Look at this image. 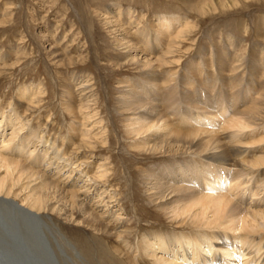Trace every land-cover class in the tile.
Wrapping results in <instances>:
<instances>
[{
	"label": "rangeland",
	"instance_id": "1",
	"mask_svg": "<svg viewBox=\"0 0 264 264\" xmlns=\"http://www.w3.org/2000/svg\"><path fill=\"white\" fill-rule=\"evenodd\" d=\"M162 15L177 16L179 20L166 31L160 26ZM184 19L189 21L187 25ZM143 29L150 32L152 39L163 38L164 45L151 55L150 47L142 51L138 48V45L144 48L142 43L132 41L127 53L123 36L128 33L137 36ZM150 56L165 57L158 63L165 77L182 75V80H187L188 74L191 80L197 78L221 91L233 88L242 91L249 83L263 89L264 0H0V120L2 109L10 113L16 104L21 113L19 100L27 104L32 98L34 109L24 115L29 123L25 122L20 135L34 131L37 141L44 132V137L46 134L59 137L60 143L67 138L61 151L70 153L75 148L78 156L70 153L63 157H70L68 161L76 171L68 179L70 166L62 168L61 173L55 174L58 180L70 188L73 178L81 174L75 184L77 188L93 184L92 188L82 187L88 190L82 197L95 206L102 188L115 196V207L112 203L98 210L103 213L111 208L115 215L119 212L125 219H132L136 225L129 237L132 244L146 231L192 229L187 224L179 227L175 219L151 200L148 191L151 184L144 178L152 165L177 157L135 145L139 136L129 128L135 110L122 108V94L129 89L122 81L135 84L143 80ZM198 63L201 68L187 73L188 65L194 70ZM80 82L86 86L77 88ZM194 83L190 86L192 90L199 86ZM23 88H30L33 95L19 97ZM208 91L214 93L211 87ZM243 97L239 107L245 104ZM71 104L76 113L67 109ZM260 105L251 109L261 124L260 130L250 135L255 137L252 148H259L257 155L264 151V144H255L261 135L264 137V99ZM70 124L78 130L71 129ZM4 128L0 147L2 140L11 136L12 129ZM81 143L84 148L76 147ZM40 145L44 148V144ZM35 160L33 157L32 161ZM35 167L46 169L45 173L52 176L58 172L57 164L46 165V161L35 163ZM103 171H107V176L97 179L96 173ZM243 180L245 183L239 186L242 192L235 198L236 207L264 209V180L259 184L253 176ZM257 185L260 194L254 196ZM28 192L29 189L23 191L22 197ZM49 193L48 208L42 210V215L49 216L56 225V234L65 240L72 264H132L126 258V250L118 248L121 246L118 237L80 225L76 217L66 219L60 208L71 210V203L66 202L69 198L56 189ZM49 219L46 218L50 222ZM48 239L59 254L54 238L49 235ZM141 260V264H153L151 259Z\"/></svg>",
	"mask_w": 264,
	"mask_h": 264
},
{
	"label": "bare ground",
	"instance_id": "2",
	"mask_svg": "<svg viewBox=\"0 0 264 264\" xmlns=\"http://www.w3.org/2000/svg\"><path fill=\"white\" fill-rule=\"evenodd\" d=\"M118 14L123 17V13ZM127 17L133 19L130 15ZM159 19L160 26L169 31L179 17L162 15ZM183 21L186 25L189 22L187 19ZM145 30L137 36L129 33L123 36L127 53L131 51L132 41L142 43L144 48L138 45L142 51L150 47L148 52L151 55L161 44L164 45L163 38L152 39L150 32ZM164 59V56H150L145 63L148 69L145 67L140 82L129 84L134 81H122L129 89L122 94L121 102L125 110H135V118L129 124L132 133L139 136L135 145L142 150H163L166 155L170 153L177 157L152 165L144 178L151 184L148 189L151 200L175 219L179 227L187 224L192 229L146 231L132 244L129 237L136 227L133 220L125 219L119 212L115 215L110 207L108 212L98 210V207L112 203L115 207V196L102 188L95 206L82 197L83 192L88 191L85 188L88 185L92 188L93 184L83 185L85 190L75 184L81 174L78 179L73 178L70 188L58 180L55 174L61 173L62 168L70 166L68 179L76 171L68 161L70 157H63L70 153L78 156L75 148L70 153L61 151L67 138L60 143L59 137L51 134L44 137V132L37 141L34 131L20 135L25 122L29 123L24 115L34 106H31L32 98L27 104L19 100L23 108L21 113L16 104L10 113L1 111L0 133L4 127L12 130L11 136L4 138L0 147V264H72V256L64 246L65 240L56 234V225L49 216L50 222L42 215L52 189L69 198L66 202L71 203V210L60 208L66 219L76 217L80 225L109 237H118L121 243L118 248L126 250V258L132 264H141L140 260L146 258L153 264H264V209L251 206L241 209L234 204L242 192L239 186L245 183L244 178L253 176L257 184L264 180V151L257 155L259 148H252L255 137L250 136L260 130V121L253 110L263 103L264 88L249 83L246 91L245 88L242 91L235 88L221 91L214 89L213 84L206 86V82L197 78L191 80L188 74L187 80H182V75L165 77L158 64ZM196 65L194 70H191V64L188 65L187 73H194L202 67L200 63ZM194 82L199 86L192 90L190 86ZM79 84L77 88L86 86L83 82ZM210 87L214 93L208 91ZM31 92L30 88H23L18 96L23 99L27 94L33 95ZM241 95L245 104L239 107ZM67 109L76 113L73 104ZM70 128L77 129L74 124H70ZM68 140L67 143L71 142ZM40 143L44 148H40ZM255 144H264V137L261 135ZM77 145L85 147L83 143ZM33 157H36L35 161H32ZM44 161L46 165L57 164L58 172L52 176L45 173L46 169L35 167V163ZM103 172L96 173V178L107 176V171ZM28 189V195L22 197L23 191ZM260 190L257 185L253 195H259ZM20 197L21 201H18ZM49 235L60 248V255L51 246ZM61 255L62 259L59 258ZM78 256L81 255L78 253Z\"/></svg>",
	"mask_w": 264,
	"mask_h": 264
}]
</instances>
